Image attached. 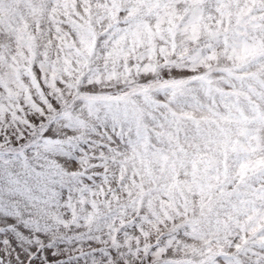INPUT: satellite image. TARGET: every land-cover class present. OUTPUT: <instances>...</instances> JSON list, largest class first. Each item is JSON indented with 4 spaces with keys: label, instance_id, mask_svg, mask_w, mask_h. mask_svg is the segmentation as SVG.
Instances as JSON below:
<instances>
[{
    "label": "snow or ice",
    "instance_id": "6c2138e0",
    "mask_svg": "<svg viewBox=\"0 0 264 264\" xmlns=\"http://www.w3.org/2000/svg\"><path fill=\"white\" fill-rule=\"evenodd\" d=\"M0 264H264V0H0Z\"/></svg>",
    "mask_w": 264,
    "mask_h": 264
}]
</instances>
